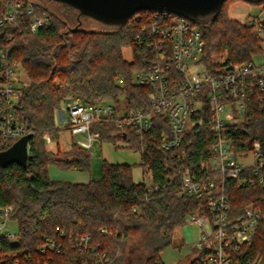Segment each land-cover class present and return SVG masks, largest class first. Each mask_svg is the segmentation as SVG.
<instances>
[{"label":"trees","instance_id":"1","mask_svg":"<svg viewBox=\"0 0 264 264\" xmlns=\"http://www.w3.org/2000/svg\"><path fill=\"white\" fill-rule=\"evenodd\" d=\"M11 1L0 0V18ZM26 1L34 5V16L49 14L51 25L31 33L27 24L34 16L28 15L18 25L5 24L0 29V52L4 51L8 61L16 62L27 77L26 82L19 77L21 95L14 110L33 134L27 167H0V211L12 207L10 220L18 227L14 242L0 236V264H119V254L127 243L137 240L148 242L145 258L139 259L145 264H164L160 253L173 244L176 230L184 227L191 216L200 215L211 222L215 219L207 198L190 196L182 188L185 169L198 175L201 162L209 155L213 140L210 116L202 114L186 133L185 158L172 156L162 148L160 136L163 130L168 131V123L160 116H154V128L143 141L131 129L120 130L109 123L93 126V131L100 132V140L121 139L140 152V166L151 172L150 186L134 181L133 166L106 161L100 180H51V164L69 170L90 169L91 153L77 144L72 143L66 152L59 145L55 151L49 148L60 131L68 130L67 126H58L68 100L112 102L136 111L148 108L150 88L134 84L133 73L152 56L145 45L138 43L150 12L132 16L121 29L81 17V26L72 32L79 24L78 11L50 0ZM237 1L264 6V0H226L220 13L200 23L173 15L199 27L205 41L202 63L210 73H225L234 65L254 62L253 57L263 53L264 38L257 22L241 23L228 16L230 8L225 11ZM47 3L62 5L64 18L49 11ZM137 16H142L140 21ZM126 47L132 50L131 61L124 57ZM246 101L244 121L229 128L236 154L251 152L255 142L264 145V111L258 103V91L247 86ZM47 136L52 137V143L46 142ZM14 143L1 140L0 152ZM226 194L230 208L227 218L232 225L250 206L264 212V184L240 187L236 179H229ZM85 236L91 239L87 247L71 241ZM50 243L58 250L43 252ZM213 253V246L193 247L189 264H208ZM227 253L230 264H264V219L249 243L238 250L232 247Z\"/></svg>","mask_w":264,"mask_h":264},{"label":"built area","instance_id":"2","mask_svg":"<svg viewBox=\"0 0 264 264\" xmlns=\"http://www.w3.org/2000/svg\"><path fill=\"white\" fill-rule=\"evenodd\" d=\"M28 15H35L31 2L12 0L0 18V29L5 24L18 25ZM147 15L148 24L142 26L144 36L138 38V43L141 47L145 45L152 56L134 70L133 81L137 86L150 88L148 108L136 111L112 102L89 104L71 99L64 104L66 116H61L60 123L66 124L72 136H82L77 145L91 153L96 150L95 142L101 139L100 132L92 130L94 125L109 123L120 130L131 129L143 141L154 128V116H160L168 123V131L163 130L160 136L162 148L172 156L185 158L186 133L202 114L210 116L213 140L209 155L201 162L198 175L185 169L182 188L190 196L207 198V207L215 215L213 222L200 215L189 218V224L201 230L195 247L213 246L214 253L208 257V264H230L227 250L232 247L238 250L249 243L256 227L264 219L261 209L250 206L243 218L232 225L227 218L230 208L226 194L229 179H236L240 187L264 184V145L255 142L251 152L236 154L229 137L230 126L244 121L247 86L258 91V103L264 111V64L243 63L228 68L225 73H210L202 63L205 41L199 27L173 17L171 13L152 12ZM141 17L137 16V21ZM50 25L51 16L44 14L42 17L34 16L27 27L29 32L36 33ZM257 29L262 33L261 23L257 24ZM0 58L3 78L0 84V141L16 142L32 133L14 110L19 106L21 95V69L16 62L7 60L4 51L0 52ZM46 142L52 143V137L47 136ZM249 160L250 163L246 164ZM147 172L151 173L149 170L144 172V182L150 186L152 181L146 182ZM12 211V207L0 211V236L14 242L15 235L6 229L12 222L9 216ZM71 241L81 248L91 243L89 236ZM47 249L58 250V247L50 243L42 251Z\"/></svg>","mask_w":264,"mask_h":264},{"label":"rangeland","instance_id":"3","mask_svg":"<svg viewBox=\"0 0 264 264\" xmlns=\"http://www.w3.org/2000/svg\"><path fill=\"white\" fill-rule=\"evenodd\" d=\"M45 7L55 14L58 18H64L66 12L62 5L57 3H47ZM230 8V10H229ZM228 11V16L231 19H235L244 24L264 23V6H258L256 4L246 3L244 1H237L232 3V6L225 8ZM87 27H91L92 24H86ZM261 37L264 38V34ZM263 53L253 57V61L256 65L264 64V43L262 45ZM124 57L131 61L133 59L132 50L130 47L124 48ZM20 80L26 82L27 77L25 73L21 71ZM122 108H125L124 104H121ZM62 118L66 116V112L63 109L61 112ZM225 117V115H224ZM60 129L65 127L66 124H61L60 119L58 121ZM82 136H72L68 130H62L59 132L58 139L55 138L52 145H49L51 150H56L58 145L63 152L70 150L72 143L77 144ZM129 144L121 139L116 141H102L95 142L96 150L91 151L90 169L88 171L69 170L62 169L56 164H51L48 167V174L51 180L54 181H69L75 183H88L92 180H100L103 177V165L104 162L111 164H129L133 166V179L135 182L144 181V169L140 166L141 155L140 152L128 147ZM251 160L246 161L249 164ZM146 182H151V173H146ZM7 231L12 235L18 234L17 224L11 222L7 226ZM199 227L196 225H190L189 222L182 228H178L175 232L173 244L164 249L160 253V258L164 264H189L193 259L191 250L193 246H190L191 242H187V235L190 239H195L198 234ZM147 240L136 242H128L125 246L124 252L119 254V264H145L144 258L146 256V244ZM133 251L134 254L131 252ZM143 257V259H139Z\"/></svg>","mask_w":264,"mask_h":264},{"label":"water","instance_id":"4","mask_svg":"<svg viewBox=\"0 0 264 264\" xmlns=\"http://www.w3.org/2000/svg\"><path fill=\"white\" fill-rule=\"evenodd\" d=\"M78 11L80 18L91 19L105 27L123 28L129 19L142 12H166L200 23L220 13L226 0H50ZM248 1V0H247ZM33 134L16 141L8 150L0 152V167L18 164L27 167L29 143Z\"/></svg>","mask_w":264,"mask_h":264},{"label":"crops","instance_id":"5","mask_svg":"<svg viewBox=\"0 0 264 264\" xmlns=\"http://www.w3.org/2000/svg\"><path fill=\"white\" fill-rule=\"evenodd\" d=\"M200 233H201V230L199 228L198 229V234H197L195 239H190L189 235H187V237H188L187 242H189V243L191 242L190 246L195 247L197 245V241H198V239L200 237Z\"/></svg>","mask_w":264,"mask_h":264}]
</instances>
